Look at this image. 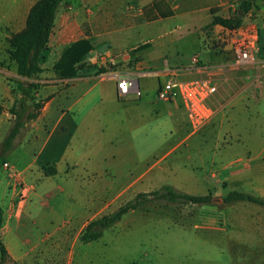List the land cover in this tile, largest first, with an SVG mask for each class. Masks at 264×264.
Here are the masks:
<instances>
[{"label": "crops", "instance_id": "0c3cea01", "mask_svg": "<svg viewBox=\"0 0 264 264\" xmlns=\"http://www.w3.org/2000/svg\"><path fill=\"white\" fill-rule=\"evenodd\" d=\"M36 1L0 0L2 42L24 28L27 13ZM237 1L76 0L71 8L69 0H63L54 16L43 71L37 78L26 80L37 84L32 95L42 106L34 119L24 123L5 160L11 168L0 171L6 182L19 183L20 175L25 180L28 173H42L44 166H52L55 174L43 177L67 173L68 185L82 187L90 174L106 170L120 154H130L131 165L136 155L149 153L155 143L162 144L167 137L181 135L187 129L193 131L179 100L167 102L156 97L169 71L190 66L193 55L205 68L185 75L208 78L216 87L209 97L211 119L192 132L199 147L204 153L229 156L242 168L264 169V67L258 64L264 48L253 54L250 65L224 66L233 60V54L229 47L217 43L223 28L214 25L206 29L212 11L229 17ZM170 20L178 22L171 25ZM83 24L88 25L87 33L81 30ZM88 38L93 50L83 57L76 76L58 77L52 66L62 50ZM175 42L184 44L182 59L177 58L176 51L169 53L168 45ZM126 73L137 81L140 98L133 92L123 99L117 97V77ZM7 74L0 69L2 105L9 97ZM9 74L15 84L22 80L15 68ZM15 96L20 100L19 91ZM5 112L4 108L1 116ZM9 127H0V142ZM137 135L144 139L143 146L136 144ZM233 175L237 178L230 181L234 187L229 191L243 186L239 178L243 173L229 174V180ZM14 203L8 198L0 204V240L9 264L24 260L35 249L22 237L27 226L22 221L27 218L25 207ZM46 209L49 219H55L56 211L50 206ZM40 217L33 216L31 223L38 225ZM50 226L47 228L51 231Z\"/></svg>", "mask_w": 264, "mask_h": 264}, {"label": "rangeland", "instance_id": "374dc122", "mask_svg": "<svg viewBox=\"0 0 264 264\" xmlns=\"http://www.w3.org/2000/svg\"><path fill=\"white\" fill-rule=\"evenodd\" d=\"M75 2L69 0L68 6L75 7ZM237 6L238 1L229 17L237 13ZM245 21L264 27V0L255 1V7L243 17ZM177 22L169 21L171 25ZM81 30H88V25L83 24ZM263 37L264 30L262 42ZM168 47L170 54L176 51L182 59L183 42ZM7 49V42L0 38V69L8 73L5 80L9 84V97L2 101L6 110L0 118L3 128L11 126L14 116L9 110L18 100L9 74L15 65ZM192 132L187 129L167 137L162 144L155 143L149 153L136 155L131 165V155L120 154L114 158L115 164L90 174L82 187L68 185L67 173L43 177L51 166H44L42 173H28L25 180L20 175L19 183L8 184L0 174V204L12 198L14 204L25 207L27 218L22 221L27 226L22 237L35 246L24 260L14 264H264V207L248 202L147 205L124 215L98 240L78 243V235L88 222L110 213L137 193L162 185L192 195L222 197L234 187L230 181L237 178L233 175L229 180V174L241 172L243 186L236 190L264 199V169L249 170L229 156L204 153ZM134 140L143 146V138L137 135ZM49 206L56 211L55 219L46 215ZM38 215L39 224L31 223ZM9 263V257L1 262Z\"/></svg>", "mask_w": 264, "mask_h": 264}, {"label": "trees", "instance_id": "16d2710c", "mask_svg": "<svg viewBox=\"0 0 264 264\" xmlns=\"http://www.w3.org/2000/svg\"><path fill=\"white\" fill-rule=\"evenodd\" d=\"M256 0H238L237 13L231 17H221L212 11L210 28L218 25L224 29H233L241 25L243 17L255 7ZM63 0H37L29 9L24 28L7 39V53L15 65V72L19 79L16 88L21 97L10 108L9 113L14 116L9 130L0 142V171L6 162L7 155L15 146V141L26 121L34 119L42 104L35 101L32 95L37 84L28 83L27 79L37 78L43 71L45 51L50 33L52 32L54 16ZM87 33V31H86ZM141 48L147 45L140 46ZM93 50L91 39H80L67 45L61 52L59 59L52 66V71L60 78H71L83 65V57ZM31 102L27 105L26 102ZM4 107L0 103V116ZM52 167V166H51ZM55 169L49 168L46 175L54 174ZM223 204L234 202H248L264 207V199L241 191L232 190L222 196ZM211 195H192L178 191L170 185H162L150 192H139L133 198L118 206L115 210L88 222L78 235V243L88 244L98 240L103 232L115 224L127 213L152 204H192L211 205ZM2 219L0 216V229ZM8 259L7 252L0 244V264Z\"/></svg>", "mask_w": 264, "mask_h": 264}, {"label": "built area", "instance_id": "2783aa9c", "mask_svg": "<svg viewBox=\"0 0 264 264\" xmlns=\"http://www.w3.org/2000/svg\"><path fill=\"white\" fill-rule=\"evenodd\" d=\"M263 30L264 27L256 21L242 22L233 29L223 28L217 43L229 47L233 54V60L224 66L240 68L252 64L253 54L264 48L261 44ZM199 63L197 56L193 55L190 66L170 70L168 79L160 83L156 92V97L160 100L181 102L193 131H198L211 119L213 110L209 105V97L216 91L215 85L208 78L185 75L205 68ZM258 64L264 67V56L260 58ZM214 68L219 69L222 66H214ZM116 88L119 99L125 98L130 92H133L137 99L141 96L137 81L128 73L117 77ZM3 168L11 169L7 162L4 163ZM12 171L14 175H19L15 170Z\"/></svg>", "mask_w": 264, "mask_h": 264}, {"label": "water", "instance_id": "95a60500", "mask_svg": "<svg viewBox=\"0 0 264 264\" xmlns=\"http://www.w3.org/2000/svg\"><path fill=\"white\" fill-rule=\"evenodd\" d=\"M210 202L213 204H216V205H222L223 204V198L222 197L211 198Z\"/></svg>", "mask_w": 264, "mask_h": 264}]
</instances>
